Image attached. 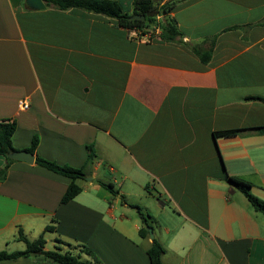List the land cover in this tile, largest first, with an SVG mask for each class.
<instances>
[{
    "label": "crops",
    "instance_id": "1",
    "mask_svg": "<svg viewBox=\"0 0 264 264\" xmlns=\"http://www.w3.org/2000/svg\"><path fill=\"white\" fill-rule=\"evenodd\" d=\"M25 1L0 0V120L15 122L16 150L35 136V155L58 165L83 167L87 146L94 158L65 204L67 177L12 162L0 181V251L23 250L21 230L43 234L44 250L85 245L96 258H81L98 264H149L152 239L162 264H264V216L226 180L264 200V0H152L175 2L168 16L183 42L211 49L207 63L160 40L157 25L146 39L114 18ZM112 1L132 13L133 0ZM224 130L235 133L214 135ZM134 206L153 217L152 238L139 237Z\"/></svg>",
    "mask_w": 264,
    "mask_h": 264
},
{
    "label": "trees",
    "instance_id": "2",
    "mask_svg": "<svg viewBox=\"0 0 264 264\" xmlns=\"http://www.w3.org/2000/svg\"><path fill=\"white\" fill-rule=\"evenodd\" d=\"M46 5H52L60 10H67L71 8L81 9L87 12L101 14L106 17L116 19L119 26L128 29H137L142 34H149L152 38V31L155 29V25L159 27L158 38L164 42H173L181 44L187 47L193 52L202 63H207L210 59V48H203L198 45H191L185 43L181 39V34L177 30L175 21L168 16L173 9L175 2L165 3L160 7L155 6L152 0H133V11L128 14L123 11V8L119 3L112 0H42ZM157 15L162 16L159 22H156ZM133 16H143V19H134ZM156 22V23H155ZM213 45L214 39L210 40ZM264 101V100H262ZM15 122L10 119L0 120V156L4 158L5 162L0 167V181L6 178L9 165L14 160L8 158V155L16 150L11 144V137L15 131ZM260 131L264 134V126L260 127ZM235 133V130H224L214 133V135L231 136ZM37 146V138L34 136L30 142V146L24 151L34 155V164L43 167L55 174L67 177L70 182L61 196L60 203L65 204L75 198L80 192L81 188L78 184L79 180H84L87 176L86 167L91 164L94 158V151L92 146H87V157L85 164L81 168H72L67 165H58L54 162L42 159L35 155V149ZM227 182L239 190L247 199L249 205L255 210L260 212L264 216V200L254 196L251 192V184L241 178L227 176ZM101 186L114 193L112 185L109 183L99 182ZM138 218L141 222V227L138 230V235L141 238L149 237L148 228H152L154 219L146 211L138 206H134ZM53 222L55 220H52ZM56 222V221H55ZM54 230L53 225H48L44 228V232H50ZM17 238L21 240L25 247L23 250L7 252L0 251V261L16 259L18 257H28L31 255H40L52 262L58 264H98L94 260L82 259L81 255L91 257L92 252L82 244L72 245L60 240H57L59 246H55L53 249L44 250L45 240L43 234L39 235L33 240H29L21 230L18 231ZM149 264H162L161 256L163 254V248L161 244L152 239L149 247L146 250Z\"/></svg>",
    "mask_w": 264,
    "mask_h": 264
},
{
    "label": "water",
    "instance_id": "3",
    "mask_svg": "<svg viewBox=\"0 0 264 264\" xmlns=\"http://www.w3.org/2000/svg\"><path fill=\"white\" fill-rule=\"evenodd\" d=\"M25 4L28 7H31L33 9H41L43 8L44 4L42 0H26ZM134 19H143V16H133ZM8 158L14 160V161H23L28 164H32L34 161V156L30 154L29 152H26L24 150L14 151L8 155ZM87 179H90L89 177ZM149 232V236L152 238V230L151 228L147 229Z\"/></svg>",
    "mask_w": 264,
    "mask_h": 264
},
{
    "label": "built area",
    "instance_id": "4",
    "mask_svg": "<svg viewBox=\"0 0 264 264\" xmlns=\"http://www.w3.org/2000/svg\"><path fill=\"white\" fill-rule=\"evenodd\" d=\"M136 34L138 35V36H142V37H144V38H150V36H149V34H142L139 30H137L136 29ZM19 106H20V108L21 109H23V110H25V109H27L28 108V103L26 102V101H21L20 103H19Z\"/></svg>",
    "mask_w": 264,
    "mask_h": 264
},
{
    "label": "rangeland",
    "instance_id": "5",
    "mask_svg": "<svg viewBox=\"0 0 264 264\" xmlns=\"http://www.w3.org/2000/svg\"><path fill=\"white\" fill-rule=\"evenodd\" d=\"M101 170H102V169H101ZM98 179H101V180H103V181H107V180H106V177H102V178H98ZM105 205H106L107 207L109 206V205L107 204V202H106ZM129 211H130L131 213H134V212H135L134 210H133V211L129 210ZM135 214H136V213H135ZM136 215H137V214H136ZM27 235H28V234H27ZM27 235H26V237H31V236H29V235L27 236ZM35 235H36V234H35ZM28 239H29V238H28ZM29 240H30V239H29ZM21 248H24V246L22 245ZM91 258H96V257L94 256V254H92Z\"/></svg>",
    "mask_w": 264,
    "mask_h": 264
}]
</instances>
